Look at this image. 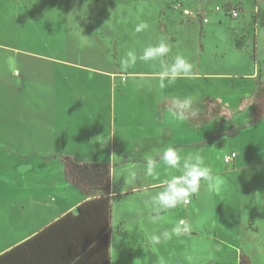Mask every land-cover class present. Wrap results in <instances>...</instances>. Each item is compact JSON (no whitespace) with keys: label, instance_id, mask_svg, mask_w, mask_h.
Segmentation results:
<instances>
[{"label":"crops","instance_id":"obj_1","mask_svg":"<svg viewBox=\"0 0 264 264\" xmlns=\"http://www.w3.org/2000/svg\"><path fill=\"white\" fill-rule=\"evenodd\" d=\"M137 2L143 3L142 7H149L152 14L141 7L140 18L128 16L121 19L117 27L114 26L109 40L110 44L114 42L113 52L124 57L127 51L139 53L149 45L164 42L171 49L170 54L164 58L165 62L170 64L175 56L182 55L190 63L191 73L161 89L157 79L159 64L138 61L140 64L124 67L115 59V64L111 66L112 48H105L106 55L103 56L105 49L101 53L88 49L81 54L86 60L106 57L108 64L104 67L82 63L71 57L65 58L57 51L56 65L52 71L58 88L56 97L47 95L52 82L39 80L36 85L26 79V88L36 85L38 93L36 97L26 94L21 100L13 99L14 104L24 106L19 134L34 138L27 148L40 150L44 156L26 163V179H20L22 182L17 180L19 185L26 182V196L24 188V192L9 188L4 179L0 178V195L11 202L15 201L13 206L19 213L12 215L13 222L7 226L11 229H6V232L0 230V235L7 237L0 242V255L27 241L64 214H75L77 206L86 200L65 180L62 156H69L80 163L110 165V234L106 246L108 264H111L113 199L116 197L120 201V216H130L134 211L132 217L136 227L142 225V217L151 215L150 222L156 228L172 218L176 225L180 221L186 225L179 233H190L191 201L181 203L174 209H162L153 202L154 195L162 190L161 182L166 177L167 170L159 160L165 149L173 148L181 156H188L191 155L192 147L214 138L213 142L204 144V147L211 149V155L215 156L209 164L212 172H222L223 168L225 172L235 173L249 166L243 151V147L249 144V134H245L243 140L219 137L223 133L224 119L226 122L234 119L245 124L248 119H237L241 116L239 114L246 113L252 114L254 121L255 89L257 82H264V74L255 76V70L248 72L249 76L255 78V87L250 91L240 83L234 84L237 92L232 96L223 93V82L219 77L224 65L236 68L245 66L236 50L247 51L249 35L255 44L253 60L258 57L261 25L264 27V0ZM177 3L182 4V9L176 8ZM229 9H237L238 16L232 17ZM189 10H197L199 14L191 17L188 15ZM204 18L207 19L206 22L203 21ZM139 24H144L145 28L136 32ZM103 27L105 28L104 23ZM105 30L112 33L110 26ZM262 37L264 40V35ZM117 41L119 48H116ZM243 42L244 48L241 49ZM17 64L20 65L19 62ZM23 64L26 67V63ZM249 86L251 85L248 88ZM177 97L195 98L194 111L188 113L185 121L177 120L173 114V99ZM215 106H220L221 115L218 118L215 117V120H211L203 128L191 123V114L207 115ZM245 108H250V113ZM207 126L212 127L209 129L210 136L207 135ZM202 131L204 134L196 137ZM230 152H235L236 157L226 166L223 156ZM49 154L55 157L48 158ZM149 160L159 165V179L146 174ZM129 173L136 174L133 183H125L123 177L117 179L118 175L127 177ZM133 195L136 196L131 200ZM8 212L2 208V215L8 216ZM179 213L185 221L176 222L175 218H179ZM252 217L251 212L242 215V221L248 222V227L239 222L244 231L251 229ZM119 223L121 230L126 227V221L120 220ZM255 228L258 232L259 227ZM118 232L124 234L123 231ZM239 239L245 240V236ZM33 244L34 242H29L26 248ZM89 244L94 245L93 253L97 257L99 254L104 255L103 242L90 241ZM240 245H237L239 250ZM218 247L223 248V244H218ZM244 248L251 252L249 243ZM239 254L240 252H235L230 256L238 260ZM28 256L32 257V250L26 252V258Z\"/></svg>","mask_w":264,"mask_h":264},{"label":"rangeland","instance_id":"obj_2","mask_svg":"<svg viewBox=\"0 0 264 264\" xmlns=\"http://www.w3.org/2000/svg\"><path fill=\"white\" fill-rule=\"evenodd\" d=\"M142 6L143 3L137 0H0V178L4 179L7 187L23 192L25 189L26 196V182L19 185L17 180L26 179V163L44 156L40 150L27 148L34 138L19 134L24 106L14 104L13 99L21 100L26 94L36 97V85L39 80L52 82V88L48 89L47 95L58 96L55 75L52 73L56 65L57 51L65 58L104 67L108 64L106 57L86 60L81 54L88 49L101 53L105 48H112L111 66L115 64L116 59L118 64L126 67L123 63L124 57L113 52L114 42L110 44V36L114 26L117 27L121 19L128 16L140 18L139 8ZM142 8L149 10V7ZM149 14H152L151 10ZM103 23L105 28L111 27L112 33L105 30ZM261 29L260 35L263 36L262 25ZM262 36L259 38V55L255 57L256 60H253L255 44L249 35L247 51L236 50L244 60L245 66H223L222 75L219 77L223 82V93L232 96L237 92L234 84L239 83L251 91L255 87V78L249 76L248 72L255 70V76L264 74ZM119 45L117 41L116 48H119ZM242 48L244 42L241 43ZM103 54L106 55V49L103 50L102 56ZM23 63H26V67ZM26 79L36 85L26 88ZM248 85L251 86L248 88ZM219 108L220 106H215L213 111L201 115L202 117H195L191 123L195 127L203 128L221 115ZM250 108H245L247 113H250ZM239 115L241 116L238 121L248 119L245 120L247 122L241 124L234 119H228V122L224 119L223 133L219 139L243 140L245 134H249V144L243 147L249 166L235 173L225 172L223 168L222 172L217 171L215 174L225 180L218 194L211 193L206 183H202L200 190L192 194L189 198L191 229L187 235L173 232L176 224L172 218H168V223L164 222L160 228H156L150 222L151 215H147L142 217V225L137 223L136 227L132 217L134 211L130 216H120L119 198L113 199L111 264H238L237 258L234 259L230 255L241 250L250 255L253 264H264V119L254 123L252 114ZM211 128L207 126L206 129L209 136ZM202 134L203 131L196 137ZM213 141L214 138L209 139V142ZM209 142H201L191 149V154H201L208 166L210 160L215 157L211 155L209 147H204V144ZM54 157L48 155V158ZM135 196L133 195L131 200ZM13 203L15 201L11 202L0 195L1 231L11 229L7 226L13 222L12 215L19 214ZM2 208L9 211L8 216L2 215ZM248 212L253 213L252 230L244 231L239 222H243L242 215ZM180 215L179 213V218H175L176 222L184 220ZM120 220L126 221V227L121 225L122 230L118 225ZM243 223L248 227V222ZM255 227H259L258 232ZM118 231H123L124 234ZM166 232L167 238L164 237ZM250 235L251 238H248ZM244 236L245 240L239 239ZM154 237H160V243H155ZM6 238L0 235V242ZM250 239L257 241L252 242ZM220 243L223 248L218 247ZM247 243L252 247L251 252L244 248ZM238 244H241L240 250Z\"/></svg>","mask_w":264,"mask_h":264},{"label":"trees","instance_id":"obj_3","mask_svg":"<svg viewBox=\"0 0 264 264\" xmlns=\"http://www.w3.org/2000/svg\"><path fill=\"white\" fill-rule=\"evenodd\" d=\"M197 116L200 115L191 114L190 121ZM263 118L264 82H257L254 121ZM61 160L65 180L86 200L77 206L75 214H64L27 241L1 254L0 264H108L106 246L110 234V165L80 163L69 156H62ZM31 241L34 244L26 248ZM90 241L103 242L104 255L99 254L97 257ZM29 250H32V257L26 258ZM238 264L253 262L250 255L240 251Z\"/></svg>","mask_w":264,"mask_h":264},{"label":"clouds","instance_id":"obj_4","mask_svg":"<svg viewBox=\"0 0 264 264\" xmlns=\"http://www.w3.org/2000/svg\"><path fill=\"white\" fill-rule=\"evenodd\" d=\"M144 28V24H139L135 31L141 32ZM170 51L171 49L166 43L159 42L145 47L139 53L134 50L127 51L123 63L126 67H132L138 61L159 64L160 71L157 79L159 87L163 89L174 84L177 79L185 78L191 73V65L182 55L175 56L170 64L165 62L164 58L170 54ZM194 103V97L174 98L173 114L176 119L179 121L187 120L188 113L194 111ZM159 160L167 172L165 179L161 182L162 190L154 195L153 202L162 209H174L181 203H187L192 194L200 190L202 183H206L208 190L216 194L220 193L225 184L224 178L213 173L206 164L204 157L199 153L181 156L173 148H167L160 154ZM158 167V164L149 160L145 169L146 174L154 179H159ZM120 177L124 178L125 183H133L136 180L135 173H129L127 177L118 175L117 179ZM183 227L186 225L180 221L173 228V232L179 233ZM164 237H168L167 232L164 233ZM154 242L160 243V237H154Z\"/></svg>","mask_w":264,"mask_h":264},{"label":"built area","instance_id":"obj_5","mask_svg":"<svg viewBox=\"0 0 264 264\" xmlns=\"http://www.w3.org/2000/svg\"><path fill=\"white\" fill-rule=\"evenodd\" d=\"M176 8L177 9H182V4L181 3H177L176 4ZM217 10L219 9L218 7L216 8ZM229 13L232 17H237L238 16V10L237 9H229ZM199 14V12L197 10H189L188 11V15L191 17H196ZM203 21H207L206 18L203 19ZM236 157V153L235 152H230L229 154H226L223 156V161L226 164H229L234 158Z\"/></svg>","mask_w":264,"mask_h":264}]
</instances>
